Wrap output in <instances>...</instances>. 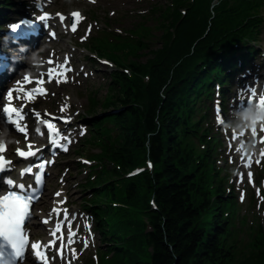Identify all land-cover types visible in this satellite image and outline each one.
<instances>
[{
	"label": "trees",
	"instance_id": "obj_1",
	"mask_svg": "<svg viewBox=\"0 0 264 264\" xmlns=\"http://www.w3.org/2000/svg\"><path fill=\"white\" fill-rule=\"evenodd\" d=\"M213 1L198 0L185 15L175 7L172 13L133 25L158 22V34L125 37L121 44H107L106 39L93 44L102 56L114 59L121 54L122 61L115 62L131 68V75H112L106 97L92 111L95 122L109 121L118 133L106 137L99 155L106 165L93 187L105 206L102 215L115 214L117 220V257L110 264H264V237L241 252L228 233L223 214L227 202L199 154L195 116L201 85H208L214 69L233 63L220 60L216 51L255 38L252 15L264 2ZM1 2L5 9L12 0ZM200 140L206 142L205 136ZM146 159L152 162L151 172L120 179ZM110 203L138 211L112 210ZM139 212L146 213L151 229Z\"/></svg>",
	"mask_w": 264,
	"mask_h": 264
},
{
	"label": "snow or ice",
	"instance_id": "obj_2",
	"mask_svg": "<svg viewBox=\"0 0 264 264\" xmlns=\"http://www.w3.org/2000/svg\"><path fill=\"white\" fill-rule=\"evenodd\" d=\"M61 22L64 21V16L60 15ZM73 21L71 25V30L75 32L77 30V23L79 20H82L83 17L78 12L72 13ZM41 20H47L49 19L48 16H42L40 17ZM91 30V26H89V31ZM54 35V33H53ZM86 38V37H85ZM67 63V60L65 61V64ZM65 64H57L54 67H50L48 69V80L51 81L53 79V76L58 73H65L72 71L71 68H66ZM41 75H44L43 73ZM25 81L28 80V77L24 78ZM60 80H57V83H59ZM37 83H43V81H37ZM36 94H43L42 89H32L30 92L25 93L26 98H32ZM7 99L9 101V104L3 107V113L6 115L7 119L4 121L5 125L12 124L15 126V128L25 134V138L27 139V125L21 124L22 121L25 120V117L27 115L26 112H24L23 107H12L11 101L13 99L12 91L8 92ZM19 99V97H17ZM248 104L255 103L260 108L264 109V93H261L259 97H257V93L254 89L250 90V95L248 96ZM64 109L62 108L61 111ZM34 111V110H33ZM37 118L40 117L39 112L34 113ZM70 119V118H68ZM218 121L220 122V113L218 109ZM46 124L50 136H59L60 133L56 129L55 125L52 123H49L47 121H42ZM67 122V120L65 121ZM261 131H264V125L260 127ZM5 128L0 127V133L4 132ZM36 132L40 133L41 130L39 127L36 128ZM83 134V133H81ZM251 136L252 138H256L257 136V128H253L251 130ZM233 139H237V135L233 132ZM64 140L70 143L71 141L68 140L67 137H64ZM261 142L264 143V137H261ZM34 148V145L29 144L28 145V151H22L19 148L17 149V152L19 156L21 157H34L37 155L38 152L41 151V149L36 148L35 151L32 149ZM64 151H67V147L63 149ZM238 152H240V148L236 149ZM5 151V143H0V153H3ZM242 154V162H243V156L246 154L240 152ZM261 153L264 154V149H261ZM247 163L245 164V167L250 166L252 159L251 156H247ZM52 161H45L38 165H36L37 168L40 170H43L46 166V164L51 163ZM8 164L9 166L7 168L4 167L5 164ZM257 163H259V160H257ZM151 167V164H149ZM10 170V162H6L4 160L3 156H0V171H6ZM31 173L32 172V166H28L24 169V171L21 173V176L23 174ZM249 178L251 177V172L248 173ZM42 178V171L40 174H38L35 179L39 183L41 182ZM7 184V194L0 196V264H23V260L25 259V253L29 248V232L26 229L25 225L27 222L30 221V206L31 204L38 199V196L36 192L32 189V186L29 185V187L26 189L25 184L23 182L13 184V181L11 179L6 180ZM31 191V195H29V192ZM57 196H60V193H56ZM53 212L59 215V212L57 209H53ZM51 216V214H50ZM65 220H67V210H65ZM45 224H47L49 221L46 219L43 221ZM62 229V223H58L54 229L50 230V235L52 239H50L47 243H44L42 241H35L31 243V249L34 252V255L38 258L39 264H48V250L52 249L56 246L57 239L60 240V246L57 250V254L62 255L63 251L66 247L64 242V235L61 231ZM57 232H60V236L57 237ZM75 235L74 232L71 231V223L69 222V234L67 237V245L70 246L72 243H74L73 236ZM88 242L87 240L84 241V247L87 248ZM73 253V259H75V249H71ZM55 258V257H53Z\"/></svg>",
	"mask_w": 264,
	"mask_h": 264
},
{
	"label": "rangeland",
	"instance_id": "obj_3",
	"mask_svg": "<svg viewBox=\"0 0 264 264\" xmlns=\"http://www.w3.org/2000/svg\"><path fill=\"white\" fill-rule=\"evenodd\" d=\"M131 1V0H128ZM219 0H214V2H218ZM168 4H170V0H142L139 3H136L137 7L134 8H130L128 10L133 9L135 12H138L137 14L140 13H144L148 10H154L152 13H149L148 15H152V14H156V10L160 11L158 13V15L160 16H165V14H169L171 13L172 7L171 8H167ZM66 5V4H65ZM108 10V9H107ZM140 10V11H139ZM105 14H107L108 18L110 17V14H108L107 12L102 13L100 16V18L103 20V17L105 16ZM130 15V14H129ZM121 15H116L115 19L113 20V22H110V25L113 26L115 29L118 30H124V31H129V29L135 24V21L137 20H143V22H145L147 19L145 16L143 17H137V16H133V17H129L127 15V12L123 11L122 16L123 17H119ZM146 25H153V24H159L158 22H155L153 24L151 23H145ZM136 27V26H135ZM159 32L153 33L154 34H158ZM119 57L122 58V55L119 54ZM100 71L102 72V81L100 83H94V87H99L100 88V93H102L104 96L106 95V91L103 89V86L105 85L106 81V73L108 74V69L106 66H101L99 65ZM105 82V83H104ZM102 83H104V85H102ZM209 92V91H208ZM98 93V94H100ZM86 95V94H85ZM200 110H207L208 107L207 106H203L199 108ZM209 115V113H208ZM205 116V122L204 124L209 126L208 132H207V136L210 137V142H208L207 146L208 148L211 149V153H215L218 149V146H214V143H216V121L213 118V120H208L207 116ZM99 115H97L96 117H98ZM90 119V118H89ZM224 140V139H223ZM215 159L217 162H220L219 156H215ZM209 169L208 172L210 173V175H212L213 177H216V181L219 182L218 179V175L214 174L215 170H211V164L208 165ZM218 173L223 177L224 180H229V175L226 172V169L224 167V165H218ZM227 169H229V166L227 167ZM220 183V182H219ZM210 189L213 190H217L216 187L212 186ZM215 196V195H213ZM226 202H227V210L223 212V214L225 215V213L229 212V217H228V223L227 225L230 224L231 219H235L238 220L239 222L245 221L246 223H248L249 227H254L258 224L261 223V219L260 216L257 214L256 209H254L253 207H250L249 209L252 210V214H250V212H245L244 209H248L246 204L245 205H238L236 198H231V195H228L226 197ZM101 211L103 212L104 209L101 208ZM115 216V214H114ZM114 221H117L116 218H113ZM244 230V229H243ZM247 239V242L249 243V246L251 244H253L254 242L262 239L263 237H261L259 235L258 240H256L255 238H253V234L245 235ZM107 247V246H106ZM248 248V247H247ZM246 248V249H247ZM107 249V248H105ZM104 249V250H105Z\"/></svg>",
	"mask_w": 264,
	"mask_h": 264
},
{
	"label": "clouds",
	"instance_id": "obj_4",
	"mask_svg": "<svg viewBox=\"0 0 264 264\" xmlns=\"http://www.w3.org/2000/svg\"><path fill=\"white\" fill-rule=\"evenodd\" d=\"M229 119L222 114L220 124L224 129L234 132L239 137L238 148L246 156L259 155L260 146L257 140L249 137L251 130L264 125V109L255 103H250L241 108L231 109L228 112ZM9 134L5 130L0 133V143H10Z\"/></svg>",
	"mask_w": 264,
	"mask_h": 264
},
{
	"label": "bare ground",
	"instance_id": "obj_5",
	"mask_svg": "<svg viewBox=\"0 0 264 264\" xmlns=\"http://www.w3.org/2000/svg\"><path fill=\"white\" fill-rule=\"evenodd\" d=\"M45 195H46V193H45Z\"/></svg>",
	"mask_w": 264,
	"mask_h": 264
}]
</instances>
